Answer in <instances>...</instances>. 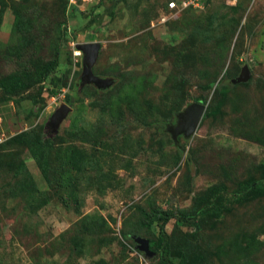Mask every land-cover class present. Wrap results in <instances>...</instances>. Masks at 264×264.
I'll list each match as a JSON object with an SVG mask.
<instances>
[{
  "label": "rangeland",
  "instance_id": "374dc122",
  "mask_svg": "<svg viewBox=\"0 0 264 264\" xmlns=\"http://www.w3.org/2000/svg\"><path fill=\"white\" fill-rule=\"evenodd\" d=\"M32 1L44 20H66L60 42L40 24L30 38H10L4 0L0 77L24 78L26 88L0 90V264H156L163 248L146 256L133 238L155 241L158 228L146 223L174 210L172 260L188 241L190 264H264V0H208L179 13L168 4L182 0H76L63 12L64 0ZM65 27L70 48L100 44L91 70L107 87L81 86L82 53L68 55ZM220 81L219 114L175 143L168 126L198 98L210 111ZM202 210L192 228L180 218Z\"/></svg>",
  "mask_w": 264,
  "mask_h": 264
},
{
  "label": "trees",
  "instance_id": "16d2710c",
  "mask_svg": "<svg viewBox=\"0 0 264 264\" xmlns=\"http://www.w3.org/2000/svg\"><path fill=\"white\" fill-rule=\"evenodd\" d=\"M74 1L75 2L70 3L69 0H64V2L62 3L63 7L61 11L63 12L64 10H67L66 7L68 6L71 7V10H73V8L74 10H76V7H77L75 6L76 0ZM98 1L100 2L101 0H98ZM207 1L208 0H205L204 7L206 6ZM9 5H10L9 7L13 14V23H12L11 30H10V34H11L10 38L12 36H15L16 38H19V39L30 38V34L32 35L33 33H35L38 30L37 26L40 24L43 27L45 26L42 30L44 34H49L53 31V29H55V31L58 32V41L60 42L61 35H59V32H60L59 26L60 24L64 23L66 19H64L61 23L54 22L53 17H51V13L48 12L49 17L46 18V20H44L45 19L44 14H41L43 12V8H40V6H37L36 3L33 2L32 0H22L20 2L9 0ZM6 7H7V3L4 2V0H0V27H1V12L5 10ZM108 14L113 19L114 16L119 14V12L113 13L112 11H110ZM61 31L64 37L63 43L65 47H67V49L70 50L68 55L72 59L73 57L72 49L73 48L68 47V44L71 40L69 39L70 37L66 33L67 32L66 27L63 28ZM92 38H93L92 35L89 36V40H91ZM6 47H9V44L6 45ZM56 60L57 59H54L53 61L46 63L39 71L35 72L36 83L38 84H41V82L43 83V81L49 76V74L54 72L57 66ZM25 88H26V81H24V78H21L15 75H5V76L0 77V90H2L6 96H9V97L17 96L22 92V90H25ZM215 89L217 91L216 97H218L217 103L214 105L213 108H211L210 111L206 109V112L204 113L203 117H213L214 115H217L220 112V109L225 99V95L228 92V87L223 85L222 81H220V84L217 85ZM94 90L95 92H97L96 88H94ZM62 92H63V89H61V93ZM55 93H56L55 91H51V95ZM65 96H66L65 104L69 108H71L78 99V93L76 92L73 96H69V95H65ZM65 96L63 95V97ZM197 100L198 101L196 102H201L202 104L205 103L202 98H198ZM53 132H54L53 129H49L48 133L51 135ZM40 144H41V147L33 156L36 161H38L40 152L44 149L42 141H40ZM40 169H41L43 176L46 178V173L41 166H40ZM178 213L180 212L177 210L171 211L170 213L171 216H170V214H164V212L161 213L160 211H155L152 214L153 216L152 217L150 216L151 217L150 220L146 223L148 228H151L154 225L156 228H158V231H159L156 240L154 241L152 239L149 243V249L151 251L153 249H156V247L163 248V251L159 254V259L156 264H187V263L190 264L191 262V259L189 260L188 256L185 254V250L191 249L192 247V244L191 246L190 245L185 246V243L189 244L188 241H182L181 243L182 248L179 249L180 251H179V254L177 255V257L179 258L178 261L172 260L169 254V251H168L170 242L169 243L167 242L168 237L166 234L167 232H166L165 227H166V224L171 220V217H174L175 214H178ZM203 214H204L203 210H202V213H198V212L187 213V216L181 213L180 218L186 219L188 227L192 228L198 225V217L202 216Z\"/></svg>",
  "mask_w": 264,
  "mask_h": 264
},
{
  "label": "water",
  "instance_id": "95a60500",
  "mask_svg": "<svg viewBox=\"0 0 264 264\" xmlns=\"http://www.w3.org/2000/svg\"><path fill=\"white\" fill-rule=\"evenodd\" d=\"M76 49L82 53V72L80 76L81 86L91 84L96 88H104L110 84V80L102 79L92 74V66L98 56L100 44L97 42L81 43L76 45ZM249 78V70L245 66L242 68V74L238 78V81H246ZM70 108L67 105H62L54 114L51 119L54 122L52 129L53 131L59 126L60 121L63 120L64 116ZM205 113V106L201 103L190 104L189 107L178 116V122L175 125L168 126V133L176 142L179 136L189 137L197 129L201 119ZM135 243L141 251H144L146 256H151L152 252L149 251L148 241L145 239L134 237Z\"/></svg>",
  "mask_w": 264,
  "mask_h": 264
},
{
  "label": "built area",
  "instance_id": "2783aa9c",
  "mask_svg": "<svg viewBox=\"0 0 264 264\" xmlns=\"http://www.w3.org/2000/svg\"><path fill=\"white\" fill-rule=\"evenodd\" d=\"M70 3L72 0H69ZM236 1V0H234ZM73 3V2H72ZM205 0H182L179 3H176L175 1H172L168 4V10L169 11H176L177 13L181 11H186L192 8V10H201L204 8ZM78 45V44H76ZM76 45L73 44V57L77 58L81 56V52L76 49ZM60 97V96H58ZM57 97V98H58ZM52 100H55V98H52Z\"/></svg>",
  "mask_w": 264,
  "mask_h": 264
},
{
  "label": "clouds",
  "instance_id": "9594fccd",
  "mask_svg": "<svg viewBox=\"0 0 264 264\" xmlns=\"http://www.w3.org/2000/svg\"><path fill=\"white\" fill-rule=\"evenodd\" d=\"M203 105V104H202ZM204 106V105H203ZM205 110H206V108H205Z\"/></svg>",
  "mask_w": 264,
  "mask_h": 264
}]
</instances>
